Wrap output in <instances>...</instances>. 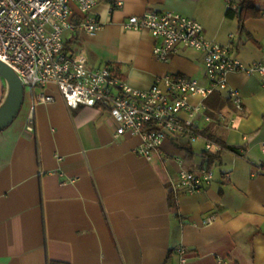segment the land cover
Here are the masks:
<instances>
[{"label":"crops","instance_id":"crops-1","mask_svg":"<svg viewBox=\"0 0 264 264\" xmlns=\"http://www.w3.org/2000/svg\"><path fill=\"white\" fill-rule=\"evenodd\" d=\"M253 4L262 15L240 31L237 17L226 16V0H99L91 12L99 30H79L68 49L82 50L89 69L116 70L135 91L173 74L206 84L199 53L181 49L159 61L150 32L123 24L147 12H178L249 66L264 62V0ZM227 86L238 92L239 109L225 91L189 99L205 106L195 128L240 154L222 151L211 163L204 142L188 137L181 138L184 148L166 138L147 160L136 152L141 137L116 136L108 107L68 110L53 86L45 91L53 101L43 104L38 89L24 90L16 119L0 132V264H264V78L232 73ZM7 93L0 77V106ZM210 112L228 119L206 124ZM219 151L214 144L210 152ZM201 169L212 173V183L186 193L179 173Z\"/></svg>","mask_w":264,"mask_h":264},{"label":"built area","instance_id":"built-area-1","mask_svg":"<svg viewBox=\"0 0 264 264\" xmlns=\"http://www.w3.org/2000/svg\"><path fill=\"white\" fill-rule=\"evenodd\" d=\"M99 0H0V61L19 77L24 90L38 89L39 103L53 101L45 94L53 86L68 110L79 106L109 108L116 124V136L130 133L142 138L137 153L150 160L166 138L188 137L189 143L204 142V150L212 151L213 144L199 134L185 136L186 128L204 105H191L189 99H206L213 93L225 91L236 109L240 108L239 94L227 86L232 73L257 74L264 78V62L244 65L232 55L229 46L209 42L202 26L190 16L178 12H147L130 16L125 29H147L156 40L152 55L167 61L181 49H190L202 57L204 80L184 75H164L157 78L146 91H135L117 77L108 66L89 69L83 51L71 53L66 42L78 26L80 31L94 34L100 28L91 14ZM227 6L235 9L232 0ZM264 17V13H263ZM69 36V38H68ZM181 113L187 119L179 118ZM222 112L203 115L206 124L227 120ZM233 122L232 120H229ZM32 131L31 120L27 127ZM264 155V143L261 145ZM213 175L206 169L199 172L182 170L179 185L186 193H194L212 183ZM213 218L207 219L210 224ZM185 262L184 248H176Z\"/></svg>","mask_w":264,"mask_h":264},{"label":"trees","instance_id":"trees-1","mask_svg":"<svg viewBox=\"0 0 264 264\" xmlns=\"http://www.w3.org/2000/svg\"><path fill=\"white\" fill-rule=\"evenodd\" d=\"M235 4V3H234ZM235 9H231V8H227L226 11V16L228 17H233L236 16L238 19V24H239V30H243V23L245 20H247L248 18H257L259 16L262 15L261 10H259L258 8H256L253 4V0H240L239 3L235 4ZM240 9V12H239ZM79 31L78 26L75 27V31L74 34L72 36V38L66 43V48L68 49V47H70V45L76 41L77 39V32ZM69 50V49H68ZM115 75L119 78H121L120 74L117 73L116 70H114ZM122 79V78H121ZM217 95V93H213V97ZM185 136L187 135H194V134H199L201 135L204 139H206L208 142H210L211 144H217L218 146H220V151L219 152H208V151H204V154H206L207 158H208V162H215L219 159L220 153L223 151H227V152H231L233 154H237L240 155L238 152L237 147L235 148V146H231V145H226L224 142L216 139V138H209L207 131L203 130V129H196L193 128L191 126L186 128L185 131ZM178 147L180 148H184L188 143H183L181 141V139H172ZM175 200H176V195L173 194L172 192L169 193L168 195V202H169V206L173 207L175 206ZM53 264V263H51Z\"/></svg>","mask_w":264,"mask_h":264},{"label":"water","instance_id":"water-1","mask_svg":"<svg viewBox=\"0 0 264 264\" xmlns=\"http://www.w3.org/2000/svg\"><path fill=\"white\" fill-rule=\"evenodd\" d=\"M240 12V9H239ZM0 77L7 84L8 93L0 106V132L3 131L20 111L24 98V87L18 75L4 62L0 61Z\"/></svg>","mask_w":264,"mask_h":264},{"label":"rangeland","instance_id":"rangeland-1","mask_svg":"<svg viewBox=\"0 0 264 264\" xmlns=\"http://www.w3.org/2000/svg\"><path fill=\"white\" fill-rule=\"evenodd\" d=\"M25 90H27V89H25Z\"/></svg>","mask_w":264,"mask_h":264}]
</instances>
